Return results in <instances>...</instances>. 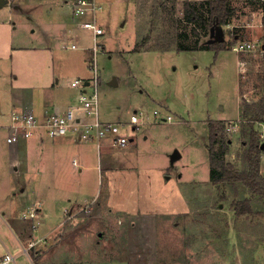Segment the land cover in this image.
<instances>
[{"label": "rangeland", "instance_id": "obj_1", "mask_svg": "<svg viewBox=\"0 0 264 264\" xmlns=\"http://www.w3.org/2000/svg\"><path fill=\"white\" fill-rule=\"evenodd\" d=\"M8 1L11 6L0 7V204L16 184L4 168L12 146L6 142L11 113L31 103L37 114L57 93L62 98L74 93L70 83L92 76L94 57L100 117L123 125L138 147L109 174L87 142L88 167L78 166L74 188L84 180L91 208L73 217L67 210L51 212L45 222L24 218L23 212L0 213V251L7 246L17 264H139L134 257L141 256L149 264H264V205L254 196L251 205L258 213L236 215L232 201L251 194L241 185L235 192L209 181L206 148L209 120L236 119L243 79L248 88L261 85L264 0H231L234 14L220 28L230 48L218 52L195 46L210 33L184 19L186 0H100L103 33L95 55L87 29L75 27L71 37L52 39L47 33L62 11L71 13V0ZM190 1L206 14V0ZM144 37H149L144 46L132 51ZM241 42L253 46L234 51ZM139 111L138 123L131 124V114ZM166 115L171 119L162 120ZM242 123L238 131L225 126L222 131L230 139L226 160L237 168L243 167ZM175 150L180 155L172 160ZM260 167L263 171L264 151ZM115 181L119 190L113 189ZM67 184L39 187L28 196L37 205L39 195H58ZM142 225H151L150 232Z\"/></svg>", "mask_w": 264, "mask_h": 264}, {"label": "crops", "instance_id": "obj_2", "mask_svg": "<svg viewBox=\"0 0 264 264\" xmlns=\"http://www.w3.org/2000/svg\"><path fill=\"white\" fill-rule=\"evenodd\" d=\"M97 1L101 4L100 0ZM65 2L67 3V0H65ZM9 5L11 6V4L8 1L4 6H9ZM79 20H80L79 18L74 17L71 13L62 11L59 17L56 20L52 21L53 23L50 26L51 28L47 33L49 35H52L51 39L52 37L57 35L71 37V34L75 29V27L76 28L78 27L79 29H84L79 26L78 24ZM122 24L120 23V25ZM53 32L54 34H51ZM263 50H264V45L261 48V52H263ZM46 85H49V83ZM70 86L73 87L72 85ZM262 93L263 92L261 90V86L259 87L257 86L256 88L253 87L248 88L246 87V83L244 82L243 79V84L241 88L239 84L236 119L228 120V121H217V122H222L224 126L227 125L228 123H235V122L241 123V121H243V119L240 116L242 99H245L247 103L256 102L262 96ZM77 94H78L77 88L74 93L72 92L71 95L66 96L64 98H62V96L59 93H57L55 96H53L52 100L49 101V103L48 102H44L45 104L43 103L42 109L37 111V115L41 116L45 111H56V112L65 111L67 107L71 106L74 103V101H76ZM27 109L32 110L31 103L29 108ZM240 123H239V127H240ZM263 123L264 120L259 122L257 121L254 124V127L261 133V135L262 132L264 131V128L260 129L259 126ZM134 127L135 126H132V130L134 129ZM238 130L239 128L234 131H238ZM7 137H6V142L8 144H11L12 146L10 147L11 149L8 152L9 161L4 168H6L7 175H12L16 179V184L13 182L12 185L10 186V189L12 190L7 191V193H11L9 195L10 198L7 200L4 199L3 201L5 202L0 204L1 214L9 213V215H11L12 217L13 216L16 217L19 215L21 216V213L23 212L22 217H24V215L28 213L27 211H29L32 207H34L36 211V216L38 217L40 216L39 221L45 222V217L47 215L49 216L51 212L58 213L62 211L64 213L67 210L68 215L69 216L71 215L70 217H73L74 215L72 214L76 210L88 206L87 204L88 198H84L85 196L84 194L85 192L83 188L84 180L81 181L82 184L81 188H77V189L74 188L75 186H78V182H79L77 172L81 171V168L78 166L84 165L85 167H88V164H83L84 160L86 159L87 150L85 149L87 146V141L80 140L75 135H71V134H66L64 136H59L56 138H49L46 137L41 131L37 132L31 138L22 140L19 143H9L7 141ZM262 138L264 139V137ZM132 140L133 138L130 137L128 143L123 147H112L106 141H104L101 144L99 150L97 151V154L100 157L101 164L104 165V168L109 174H112V172L115 169L120 168L122 162H128L126 159L127 157L125 155L133 152V149L138 147L137 142L135 143L134 147L132 146ZM91 143H93L96 148V144L94 142ZM0 170H2V168ZM260 171L264 175V170L262 171L261 167H260ZM108 180H110V178ZM56 182L58 183L62 182L63 185L67 184L68 182L67 186L63 188L64 192H60L58 195L49 196L50 199L48 198V196H44L43 194L39 195V197H37V199L35 200V203H37V205L32 204L34 201L33 199H31V196H28V194L37 192V190H39V187L54 186V183ZM108 183L110 184L111 181ZM120 188H121V184L118 181H115L113 185V189L119 190ZM53 190H55V187ZM106 196H108V200L110 199V196H112L110 188L107 189ZM30 205L31 208H28L30 207ZM113 205H114L113 208L119 207V206H115V204ZM119 208H125V207L122 206ZM92 209L91 212L94 217L95 207ZM142 228L144 230L147 229L148 232H150L151 225L150 226L142 225ZM140 249H146V248L140 247ZM6 250H9V248L7 246H4V249L0 251V255L4 253V251ZM134 258L139 261V264H149L150 262V260L145 256L134 257ZM78 262L80 261H76L75 263L69 262L66 264H76Z\"/></svg>", "mask_w": 264, "mask_h": 264}, {"label": "built area", "instance_id": "obj_3", "mask_svg": "<svg viewBox=\"0 0 264 264\" xmlns=\"http://www.w3.org/2000/svg\"><path fill=\"white\" fill-rule=\"evenodd\" d=\"M71 14L79 18L80 27L91 32L92 51L95 55L97 51V38L103 33V28L98 21V12L101 10V4L97 0H71ZM253 43L241 42L232 46L235 51L250 50ZM71 48L75 44H71ZM92 76L88 79L76 78L71 82L73 87L78 88L76 101L65 111H45L41 116L35 114L31 109L22 108L13 111L10 115V129L7 137L9 143H19L34 136L37 132H43L46 137L56 138L66 134L75 135L78 139L94 142L96 149L99 150L101 144L106 141L112 147H123L129 141V135L123 130V125L112 121L103 120L100 117L99 103L97 96L98 73L95 63V57L90 65ZM159 112L154 110V115ZM142 113L135 112L130 116V123L135 125L139 121ZM171 119L166 115L162 120ZM239 128V123H228L225 125L227 131H234ZM264 137V131L262 132ZM36 211L32 207L24 217L35 218ZM39 240L30 242L28 249ZM16 255L9 250L0 255V264H17Z\"/></svg>", "mask_w": 264, "mask_h": 264}, {"label": "trees", "instance_id": "obj_4", "mask_svg": "<svg viewBox=\"0 0 264 264\" xmlns=\"http://www.w3.org/2000/svg\"><path fill=\"white\" fill-rule=\"evenodd\" d=\"M206 14L202 15L194 2L186 0L183 2V17L186 21L199 24L200 27L208 29H216L223 25L229 24L234 14V9L231 6V0H206ZM149 40V37H144L139 43H136L132 51H138ZM208 40V39H207ZM205 42L201 45H195L200 49H213L215 52L230 48V43L224 39L218 42ZM181 49H186V46H180ZM262 53V62L264 64V50ZM262 96L258 101L247 103L242 99L241 118V133L244 137V149L240 154L243 162L242 168H237L231 161L226 160V154L229 150L230 139L225 138L223 134L224 125L221 122L209 120L208 136H207V153L209 164V181L216 185H229L236 192L239 185L246 188L251 196L234 199L232 208L236 215H248L258 213L251 205L252 197H256L264 205V175L260 171V155L264 151V146L261 144L264 139L261 133L254 127L255 122L264 120V67L261 75ZM246 137V139H245Z\"/></svg>", "mask_w": 264, "mask_h": 264}, {"label": "water", "instance_id": "obj_5", "mask_svg": "<svg viewBox=\"0 0 264 264\" xmlns=\"http://www.w3.org/2000/svg\"><path fill=\"white\" fill-rule=\"evenodd\" d=\"M7 3V0H0V7L4 6ZM221 27H218L216 29H211L210 34H209V38H208V42H218V41H222L223 40V33L222 30L220 29ZM110 84H116V79L113 78L110 81ZM264 146V142L261 144V147ZM180 154L177 152V150H175L173 152V154L171 155V159H175L176 157H178Z\"/></svg>", "mask_w": 264, "mask_h": 264}]
</instances>
